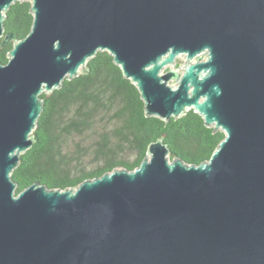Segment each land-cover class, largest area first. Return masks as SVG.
I'll list each match as a JSON object with an SVG mask.
<instances>
[{
    "label": "water",
    "instance_id": "1",
    "mask_svg": "<svg viewBox=\"0 0 264 264\" xmlns=\"http://www.w3.org/2000/svg\"><path fill=\"white\" fill-rule=\"evenodd\" d=\"M22 1L31 30L0 64V264H264V0H0L3 46ZM103 51L147 117L194 110L224 139L198 166L158 140L134 171L15 194L40 94Z\"/></svg>",
    "mask_w": 264,
    "mask_h": 264
},
{
    "label": "trees",
    "instance_id": "2",
    "mask_svg": "<svg viewBox=\"0 0 264 264\" xmlns=\"http://www.w3.org/2000/svg\"><path fill=\"white\" fill-rule=\"evenodd\" d=\"M30 8L28 1L16 2L5 13L4 34L14 40L3 46L0 38V64L8 62L14 44L30 32ZM85 68L40 94L42 112L31 134L33 144L11 174L15 194L33 184L64 191L116 170L134 171L158 140L167 146L170 160L198 166L224 139L194 110L169 122L147 117L139 91L108 52H97Z\"/></svg>",
    "mask_w": 264,
    "mask_h": 264
},
{
    "label": "rangeland",
    "instance_id": "3",
    "mask_svg": "<svg viewBox=\"0 0 264 264\" xmlns=\"http://www.w3.org/2000/svg\"><path fill=\"white\" fill-rule=\"evenodd\" d=\"M176 63L178 64V66H175L174 69L177 70V74H181L182 73V70H181L180 67H182L183 64H184V58L182 57V58L177 59L176 60ZM176 85H177V83L174 82L171 86H176Z\"/></svg>",
    "mask_w": 264,
    "mask_h": 264
}]
</instances>
